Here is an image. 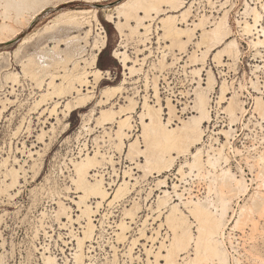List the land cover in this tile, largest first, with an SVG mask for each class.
I'll return each mask as SVG.
<instances>
[{"label": "rangeland", "instance_id": "374dc122", "mask_svg": "<svg viewBox=\"0 0 264 264\" xmlns=\"http://www.w3.org/2000/svg\"><path fill=\"white\" fill-rule=\"evenodd\" d=\"M122 1L124 0H42L35 7L36 9L34 8L35 10L30 9L29 12H25V17H23L25 20H22L24 25L21 22H12L15 19L14 10H9L10 16L14 15L10 20L9 18L8 20L7 18H5L6 20H3V17L0 18V22L12 24L14 27L3 34L0 32V85L5 83V75L8 72L22 70L21 62L15 56L14 51L28 35L31 38L23 46L20 54L24 59H26V55L38 53L44 47V49H47L55 44L54 39L51 37L55 34L56 28H52L53 31L51 29L50 32H45L42 28L56 15L67 9L91 8L97 10L98 17L107 33V45L102 50L104 51L103 60L107 64H110L107 68H101L97 63V66L103 70L102 76L105 79L95 88V98L93 97L94 99L92 98L85 108L73 111L67 118L63 115V109H65L64 102H61V106L58 107V113L52 114V118L47 111L42 116L39 115L40 113H31L30 107H32L33 101L37 98L40 90L36 89V86H34L29 78L23 77V81L17 86L15 94L9 96L11 99H15L17 96L18 99L13 106L8 104V109L0 116V264H46L45 258L49 255L57 258L56 264H146L148 259L146 251L152 247L153 243L151 239L148 240L146 237L141 238L140 232L145 225L144 228L146 229L143 228V230H146L148 235H157L154 231L161 221H153V217L157 216V214L153 213L151 209L152 207L155 208L156 200L158 199L157 195L160 194L157 186L159 179L167 177L169 187H172L174 183L178 184L179 189H182L183 193L186 192L185 195L187 196L193 195L194 200H198L199 198L204 200L209 196V184L212 182L211 179L214 176L212 173L210 175L213 176H209L206 171H202L201 174L198 172L199 175L196 177L197 170H194L185 178L182 172H180L182 176L178 174L181 164H184L186 159L190 160L191 155L179 157L176 160L175 166L171 170L169 169L170 171L164 170V173L161 174L158 170L147 169L145 177L143 170L137 166V162H145V157L139 155L134 160H131L127 156L129 138H127L126 145H124L122 150L117 148V140L114 139L113 135L118 128V123L107 124L105 125L106 128H103V125L99 126L100 123L97 119L101 115L100 111L102 109L110 107L113 102H115L113 105L117 109L120 105L127 104L128 97L133 96L139 102L137 107L138 113H134L132 121L133 127L130 130L132 137L130 139L136 138L142 133L139 112L143 110L144 97L148 96L149 100H151L150 103L154 104L156 102L154 94L155 82L158 83L157 85L162 97L164 122L168 123L169 119L173 117V119L171 118L173 120H171L172 123L171 121L169 122L170 124L168 123L171 127H176L183 120L196 114L195 103L197 101V92L207 89L206 93L209 98L210 106L208 105V107L211 119L204 124L203 140L199 146L202 147L206 154L211 145L221 148L223 144L227 143L224 152L225 155L228 154L226 157L228 156L229 161L228 163L225 160L221 162L222 166L224 168L229 167L238 178L242 177L248 185L247 194L237 196V198L233 197L231 211L227 218L229 219L228 222H231L232 225L236 223L235 220L239 217L243 206L253 205L255 207L259 205V201H262V196H264V193L261 195V192H264V113H262L263 116L260 115L259 109L256 108V110L255 107L258 97L264 99V46L255 47L252 44L251 38L257 35L256 32L254 33L253 31V35L246 34L241 29L238 21L245 18L253 21L252 14H248L247 16L245 14L246 4L250 3L251 5L259 6L258 9L262 12V23L264 24V0H229L228 4L224 5L222 3L226 0H211V2L209 0H196L197 2L195 3L193 2L194 0H188L189 3L185 0L188 5L193 2L192 17L190 16L189 22L191 23L192 19L193 21L198 20L205 13V15H208V20L206 21L208 28H211L219 16L224 14V10L230 9L229 19L232 25L233 37L238 40L242 54L235 64L234 60L228 56L224 57L225 64L220 65H217L212 60V56L206 60V65L213 69L217 81L215 87L211 88L212 90L206 87L208 86L206 84L207 72L204 70L201 76L197 77L198 75L192 70L195 66L192 65L188 56L192 54L191 52L194 49H197L196 44L193 42L198 41L202 31L196 33L197 40L195 39L192 43L188 44L189 46H187L185 51L186 55L184 54L185 52H180L178 48L171 49L170 47H166L170 42L163 39V31L159 28L161 25L160 19L157 17L154 21H151L150 41L147 40L145 42V36L142 33L145 32L144 29H140L142 34L130 33L131 26H133V23L134 25L136 24L134 19L128 24V28L130 29L127 28V25L125 26L127 36H129V33L130 36L131 34L134 35L130 38L128 37V39H124L118 33L115 24L106 19L113 12V15H116L117 12L114 8ZM1 10L4 11V7ZM104 21L111 24L109 26L111 33L105 26ZM29 22L30 25L26 26ZM183 26L186 27L187 25L183 24ZM90 28L91 26H88L86 29H78L79 31L76 29L73 31L72 28V30L69 29V33L71 34L68 33V29H61L60 32L62 34L60 32L56 33L60 35L66 33H68L66 35L78 34L81 37L80 44L85 46L87 50H90L97 32L96 22L92 25L91 35L86 37V30ZM139 38L143 40V43L142 41L140 42L141 39ZM123 39L128 43L127 50L132 58L130 65L135 64L136 68H139L133 75L130 73L126 75L124 66L113 55V51L115 48L120 47ZM167 51L170 54L167 53L168 56H165L167 55ZM164 64L166 66L162 68L161 66ZM125 76H127V83L124 85L126 88L123 90L124 93L121 92L117 95L110 106L109 104H105V106L103 103H100V89L104 85L121 82ZM224 81H226V86H228L225 98L222 100L220 88ZM256 82L258 83V87L256 86ZM86 88L88 87H85L84 93L87 91ZM9 89L8 85L0 87V97L4 99ZM208 89L209 91L211 90L210 93ZM69 99L73 98L69 97ZM169 99L174 105V113L176 115L169 114ZM229 102L235 103L233 104V108L236 111V116L239 117L236 118L237 120H233L227 110ZM242 107L243 110L241 109ZM83 113L88 114L82 117ZM88 117L90 121L86 120ZM56 119L60 120L57 121ZM83 121H86L85 124L88 125L84 126ZM53 124L54 126H52ZM83 126L84 128H82ZM28 127L29 129H27ZM227 130L230 132H227ZM222 131L223 133H221ZM224 134H230L231 136L228 135L230 136L228 137ZM41 135L45 137L44 141ZM140 145H143L142 149L146 148L142 138ZM97 147L100 149L101 154L104 153L108 157L107 160L112 157L113 163L104 161L103 165L98 166L95 171L91 172L90 179L95 181L97 177L98 179L103 178L104 185H106L110 192H114L117 185L126 179L131 183V192L123 198L124 200L121 199L122 201L113 202L112 206L109 205V201H104L98 208L97 199L93 197L88 199V202L94 207L92 209L94 211L97 210L93 215L95 232L92 239H89L84 247L83 261L78 263L75 260V252L77 250L76 236L84 235L86 228L83 226L86 225V218L85 216L78 218L81 211L75 203V200H79V193L75 192L76 187L72 183V179L75 176L73 162L81 160L88 152L94 154L98 150ZM40 156H42L41 159ZM260 157L263 159H260ZM15 159L19 160L15 161ZM5 161H7V164L5 163L4 165ZM258 165H260V168ZM39 166L40 168L42 167L41 170ZM12 167H15L14 171H12ZM38 170H40V173H38ZM125 170L129 171V174L131 173L133 176L125 174ZM189 170V167L185 166L184 174H189ZM219 171L221 172V170ZM14 172L19 175H16ZM204 172L207 173V176ZM218 172L217 174H219ZM11 176L19 178V181L16 178L17 181L14 182V185ZM181 177L184 179L183 181L179 180L182 179ZM133 182L138 183L133 185ZM68 187L70 189H67ZM151 189L154 190L152 191ZM150 191L151 193L149 194ZM256 191L258 192L256 193ZM255 193L256 198L259 197L255 198L257 203L253 199ZM216 196L217 194L214 196V193H211V198H215V201ZM135 201L139 202L140 208L135 215L136 217L133 218L125 213L128 208L134 205ZM61 203L68 207L67 213L71 215V220H69L67 214L64 215L61 206H59ZM60 211L63 212L61 216L59 215ZM257 214L256 212L255 215L253 214V217L243 220L244 223L242 224L245 226H240L244 228L243 233L239 230L236 231L237 235H243L244 239L242 240V237L237 239L239 250L243 254L244 248L252 249L253 251L251 255L254 259L249 258L248 264H264V234H260L264 233V216ZM147 216H149V222L147 221L144 225L141 224L145 222L143 220ZM231 216H234V218ZM122 221H126L130 225L124 238H120L117 235L121 231L118 224ZM163 227V235L169 237L168 242H170L173 231L169 225ZM137 237H140L138 242L132 243V240ZM156 241L154 242V253L159 250L158 246L161 244L159 238ZM242 243L243 248L241 246ZM129 246L134 247L131 248L133 249L132 253L128 252L131 250ZM228 246L231 249L230 242H228ZM128 253L130 256H128ZM151 255H153L151 259L154 260V254ZM180 262L183 264L184 260L181 259Z\"/></svg>", "mask_w": 264, "mask_h": 264}, {"label": "bare ground", "instance_id": "6f19581e", "mask_svg": "<svg viewBox=\"0 0 264 264\" xmlns=\"http://www.w3.org/2000/svg\"><path fill=\"white\" fill-rule=\"evenodd\" d=\"M209 1L211 2V0ZM228 1L229 0H226L224 3H222V5L226 4ZM40 2H42V0H0V18L3 17V20H6L5 18H7L8 20L9 18L10 20V18L14 17V15L10 16L9 10H14L15 19L12 20V22L16 21L18 23H22V20H25L23 18L25 17V12H29L30 9H34L37 5H39ZM193 2L195 3L197 1L194 0ZM193 2H190L191 4L188 5L189 2L186 4L185 0H124L120 4H118L116 8H114L117 12L116 15H113L114 12L109 15L107 14L108 17L106 19L115 24L118 33L124 39H128V37L130 38L135 33H143L146 42L150 39L149 35L152 30L151 21H154V19L157 17L160 19L159 22L161 23V25L159 26V28L163 31V39H166V41L170 42L168 46H165L168 48L170 47L171 49L178 48V50H180V52L183 51V53L186 51L189 43H192V41L195 39L197 40L196 33L198 31H202L199 35L200 37L198 38V41L193 42L194 44H196L197 49H194V51L191 52L192 54L188 56L190 57L192 65L195 66V68L193 67L194 69L192 70L195 74L198 75L197 77L201 76L202 71L205 70L207 72L206 84H208V86L206 87H209V89H211L215 87L217 81L213 69L209 68L206 65V60H208V58L212 56V60H214L217 65H220L225 64L224 57L228 56L230 57V59L234 60L235 64L240 59L242 50L240 48L238 40L233 37L232 25L229 19L230 9L224 10V14L222 16H219V18L215 22L213 21L214 24H212L211 28H208L206 22L208 20V15H205V13L202 16L200 15L201 17H199L198 20L196 19L195 21H193L192 19L193 22H189ZM246 5L247 6L245 14L246 16L248 14H252L253 21L251 20V22L248 20V18H245L244 20L238 21L239 25H241V29L244 30L243 32L248 35H253V31L254 33L256 32L257 35L254 34L255 36L251 38L252 44L255 47L261 45L264 46V24L262 23V12L259 11V6H254L250 3ZM2 7H4L5 9L4 11L1 10ZM132 19L136 21V24L134 25V23L131 22L133 23V26H131L130 33L133 32L134 34H131L130 36V33L127 32L129 33V36H127L125 26L127 25L128 28V24ZM94 22H96L97 25V32L94 41L91 44L92 47L90 50H87L85 46L80 44V35H66L69 33V29L72 30L73 28V31L74 29L79 31L78 29H86V27L91 26L90 29L86 30V37H89V35H91L90 33L92 31V25H94ZM183 24H186L187 26L185 27L183 26ZM29 25L30 22L26 24V26ZM54 27L56 28V31L54 32L55 34H53L51 37L52 39H54L55 43L53 46H50L47 49H44V47L38 53L36 52L34 54L26 55V59H24L20 56V54L23 46L31 38V36L28 35V37H26L20 43L19 47L15 49L14 53L21 62L22 70L18 72H8L5 75V83L0 85L1 88L6 85H8V88H10L4 99L0 97V116L8 109V104L13 106L17 101V96L15 99H11V97L9 96H13V94H15L17 86H19L23 81V77L27 79L29 78L33 82L34 86H36V89L38 88V90H40L37 98L33 101V105L31 104L32 107H30V111H32L31 113H40V116L44 115L46 111L47 113L49 112L50 117L52 116V114H57L58 107L61 106V102H64L65 109H63V115L67 118V116L71 115L73 111L79 108H85L92 100V98H95V88H97L99 83L105 79V77L102 76V74L104 73L103 70L97 66L98 58L101 51L107 45L106 29L98 17L97 10H93L91 8L64 10L56 15L53 19H51L46 25H44L42 30L45 32H50V30ZM13 28L14 27L12 26V24L0 22V32H2V34L5 33V31ZM61 29H68V33L64 32L66 34L60 35L62 34L60 32ZM140 29H144L145 32L141 33ZM56 32H60V34ZM125 36L127 37L125 38ZM124 39L122 40L123 42L120 44V47L115 48V50L113 51V55L114 57L118 58L122 63V66H124L126 70L125 74L127 75L128 73H130L133 75L139 70V68H136L135 64L130 65L132 58L130 57L127 50L128 43L125 42ZM141 41L143 43L142 39L140 40V42ZM167 53L170 54V52L168 51L166 52V54ZM168 54L165 56H168ZM184 54L186 55V52ZM146 58L144 57V59ZM163 66L165 67L166 65L164 64L161 67L163 68ZM225 82L226 81L222 83L220 88L222 93L220 96L222 100L225 98V93L228 86H226ZM126 83L127 76H125L124 79L119 83L104 85L102 89H100L101 93L99 102L103 103L104 105L109 104L110 106V104H112V101H114V98L121 92H123L124 89H126L124 86ZM157 84L158 83L155 82L154 85L156 102L154 104L150 103L151 100H149L148 96L144 97L145 101L143 102V110L139 112L142 123V133L139 134L136 138L130 139L132 137L130 134V130L133 127L132 121L134 118V113H138L137 107L139 102L136 100L137 98L135 99L133 96L128 97L127 104L120 105L119 108L116 107L117 109H115V106L113 105L115 104V102H113L110 107L102 109L100 111L101 115H99L97 119L100 123H98L99 126L103 125V128H106L105 125L107 124L115 122L118 123V128L113 135L114 139L117 140V148L122 150L124 145H126V140H128L127 138H129V144L127 145V156L130 157L131 160H134L135 157L139 155L145 157L144 163L137 162V166L141 170H143L144 176L147 169L158 170L160 174L164 173V170L170 171L171 168L175 166L176 160L179 157L191 155L190 160L186 159L185 163L181 164L178 174L182 172V175L185 178L190 175L192 171L197 170V174L195 175L196 177L199 175V173L201 174L202 171H206L209 176L214 175V178L212 177V182L209 184V196L204 200L200 198L198 200H194L192 197L193 195H185L186 192L183 193V191H181L182 189L180 190L179 185L176 183H174L172 187H169L167 177L159 179L157 186L160 190V194L157 195L158 199L156 200L157 202L155 208L152 207L151 209L153 213L157 214V216L155 215V217H153L152 215L153 221H161L154 231V233H156L157 235H148L146 230H143V228L145 227L144 223L146 224L149 216H147V218L143 220L145 222L141 223L144 225V227L141 229L142 231L140 232L142 236L141 238L146 237L148 240L151 239L153 243L151 248L147 249V251L145 250L148 254L146 264H182L180 262L181 259L184 260L183 264H248L249 258L252 260L254 259L251 255L253 251L252 249L244 248L243 254L239 250V242L237 241V239L239 237H242V240L244 239L243 235H237L236 231L239 230L243 233L244 228H241L245 226L242 224L244 223L243 220L253 217L256 212L259 215L264 216V196H262V201H259L260 203L258 206L256 204L255 207L253 205L243 206L240 210L239 217H237V219L235 220V224L232 225L231 222H228L229 219L227 218L229 217V213L231 211L233 197L237 198V196L239 197L240 195L243 196L244 194H247L248 185L242 177L238 178L229 167L224 168L222 166L221 162L225 160V162L227 161L228 163L229 161L227 158L228 156L226 157V155L228 154L225 155L224 152V148L227 143L223 144L221 148H216L215 146L211 145L206 154L204 153L202 147L199 146L200 144H202L201 142L203 140L204 124L211 119L210 110L208 107L209 98L206 93L207 89L205 91L201 90L200 92H197V101L195 103L196 114L191 115L189 118L183 120L182 122L180 121L181 124L177 125L176 127H171L168 125V123L173 119V117H171L172 119H169L168 123H165L163 120V105L161 103L162 97L160 95V90ZM257 84L258 83L256 82V86ZM85 87H88L86 88V93L83 92V90H85ZM69 97H72L73 99L70 100ZM168 101L170 109L169 114H175L174 105L171 103L170 99ZM233 104L235 103L229 102L227 110L231 114L233 120H235L239 117L236 116V111L233 108ZM256 108L259 109V114L261 113L260 115L264 113V99H262L261 97L257 98V105L255 109ZM241 109L243 110V107ZM91 113L93 112L91 111ZM87 114L83 113L82 117L86 116ZM86 120L88 121L89 117ZM83 122L84 124H82L84 126L88 125L85 124L86 121ZM54 124L52 126H54ZM84 126L82 128H84ZM27 129H29V127ZM227 132L230 131L227 130ZM221 133H223V131ZM110 135L112 137L111 133ZM44 138L45 137L41 139L44 141ZM141 138L144 140L146 145V148L144 149H142L143 145H140ZM193 148H195V150H193ZM99 150V148L96 151L94 150V154L88 152L87 155L84 156L81 160H78L76 162L72 161L75 166V176L72 179V183L75 184V192H77V194L79 193V200H75V203L78 205V209L81 211V214L78 215V218H80L81 216H85L86 218V225L83 226L86 228L84 230V235L76 236L77 250L75 252V260H77L78 263L80 261H83L84 247L86 246L87 241H89V239H92L95 232L93 215L95 211L97 212V210L94 211L92 209L94 207L88 202V199L92 197L97 199L96 202L98 208L103 204L104 201H109V205L112 206L111 204L113 202L125 198L129 194V192H131V183L126 179L117 185L114 192H110V190L107 189L106 185H104L103 178L98 179L97 177L95 181H92L90 179L92 174L91 172H93V170L95 171L98 166L100 167L101 165H103L104 161H110L113 163L112 157L109 156L110 159L107 160L108 157L105 156L104 153L101 154ZM41 157L42 156H40V159ZM100 157H102V159H100ZM16 159L15 161L19 160ZM260 159L263 158L260 157ZM6 162L7 161H5L3 164L5 165ZM35 164L37 163L35 162ZM185 166L189 167V174H184ZM258 166L260 168V165ZM14 168L12 169V171H14ZM41 169L42 167L40 168V170ZM40 170H38V173H40ZM219 170H221V172ZM9 171H7V173ZM15 171L17 170L15 169ZM124 172L127 175L129 174V171L127 170H125ZM217 172L219 174H217ZM210 173H212L213 175H210ZM16 175L19 174L16 173ZM182 175L180 174V176ZM7 177H9V175H7ZM16 178L17 180L19 179L17 176ZM16 178L12 177L13 185L15 184L14 182L17 181ZM179 180L183 181L184 179L182 178ZM9 183L11 184V182ZM137 183L133 182L132 184L135 185ZM67 189H70V187H68ZM257 192L258 191H256V193ZM150 193L151 191L149 192V194ZM211 193H214V196L215 194H217V204L215 198H211ZM256 193L254 197L252 196L253 199L256 198ZM261 193L260 194L263 195L264 192ZM63 203L65 204V202ZM63 203H61V205L59 206H61L64 215L67 214V217L69 218V220H71V215L67 213L68 207H66ZM255 203H257V201ZM139 208V202L135 201L134 205L131 206V208H128L127 212L125 211V214H128L130 215L129 217L134 218L136 217L135 215L137 214ZM62 211H60V216L63 213ZM231 217L234 218V216ZM118 225L121 231L117 233V235L120 238L126 237V231L129 229L128 227L130 225H128L126 221H122ZM165 225H169V227L173 231V236L172 238H170V242H168L169 237H165L163 235L164 232L162 230H164L163 226ZM139 238L140 237L133 239L132 243H137ZM158 238L161 244L158 246L159 250L154 253V242L158 240ZM228 242H230L232 249L229 248ZM133 246H129V249L134 248ZM241 246L243 248V243ZM190 249L192 250L191 252ZM128 252L132 253L133 249ZM151 254H154V260L151 259V257H153V255ZM184 254L186 255L184 256ZM128 256H130L129 253ZM56 259V257L49 255L45 258V263L56 264Z\"/></svg>", "mask_w": 264, "mask_h": 264}, {"label": "trees", "instance_id": "16d2710c", "mask_svg": "<svg viewBox=\"0 0 264 264\" xmlns=\"http://www.w3.org/2000/svg\"><path fill=\"white\" fill-rule=\"evenodd\" d=\"M104 24H105V26L107 27V29L109 30V32L111 33V30H110V23L109 22H106V21H104ZM114 30V29H113ZM103 54H104V51H102L101 53H100V55H99V58H98V64H99V66L101 67V68H107V67H109L110 66V64H107L106 62H104V60H103Z\"/></svg>", "mask_w": 264, "mask_h": 264}, {"label": "built area", "instance_id": "2783aa9c", "mask_svg": "<svg viewBox=\"0 0 264 264\" xmlns=\"http://www.w3.org/2000/svg\"><path fill=\"white\" fill-rule=\"evenodd\" d=\"M230 247H231V245H230ZM231 249H232V247H231Z\"/></svg>", "mask_w": 264, "mask_h": 264}]
</instances>
